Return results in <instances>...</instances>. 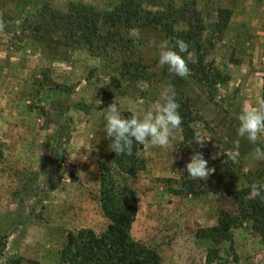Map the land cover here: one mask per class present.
Segmentation results:
<instances>
[{
  "label": "rangeland",
  "instance_id": "obj_1",
  "mask_svg": "<svg viewBox=\"0 0 264 264\" xmlns=\"http://www.w3.org/2000/svg\"><path fill=\"white\" fill-rule=\"evenodd\" d=\"M70 2L104 9L112 0H0V233L7 235L0 264L13 255L20 264H60L69 231L106 228L96 199L100 165L111 163L104 108L117 99L121 115L142 117L160 102L163 83L187 96L213 131L195 120L193 128L207 140H193L189 152L180 127L165 147L143 144L138 155L144 168L127 177L137 198L131 235L156 249L162 264H264V241L249 220L220 243L197 237L198 229L216 224L219 206L231 208L222 205L223 197L249 181L264 184V162L249 158L255 146L264 148V134L253 145L236 131L237 114L255 105L264 73V39L250 28L255 17L264 19V0H195L212 41L205 64L220 74L214 87L162 67L158 44L165 38L151 25L123 31L120 53H108L147 65L151 83L137 79L132 85L87 50L52 61L34 28H44L50 10ZM219 9L231 12L220 35L213 29ZM241 61L248 67L238 69ZM196 152L208 161L207 179L188 176L186 164ZM237 248L246 254L238 256Z\"/></svg>",
  "mask_w": 264,
  "mask_h": 264
},
{
  "label": "trees",
  "instance_id": "obj_2",
  "mask_svg": "<svg viewBox=\"0 0 264 264\" xmlns=\"http://www.w3.org/2000/svg\"><path fill=\"white\" fill-rule=\"evenodd\" d=\"M230 14L228 9L218 10L213 28L215 33L220 35L223 32ZM145 25L159 27L170 45L176 39L185 41L188 51L182 56L189 73L208 87L216 85V78L220 74L208 68L204 60L207 47L212 45V41L205 35L209 28L195 0H112L104 9L70 2L63 10L51 9L45 27L34 29L39 31L40 34H35L36 39L46 44L52 61L63 62L69 60L74 52L87 50L89 56L103 58V66L111 69L112 74H117L133 85L137 79L150 83L154 80L153 73L147 70L148 66L128 56L121 59L119 55L117 57L108 53H120L124 42L123 31ZM163 86L174 92L179 104L182 144L189 152V144L194 140L193 134L196 131L192 123L200 119L209 132L213 128L187 96L168 83H163ZM261 92V97H264V75ZM131 116L128 112L122 114L124 118ZM110 140L112 142V138ZM142 148L143 145L134 142L130 155H117L112 150L110 165H100L96 199L108 220L106 228L101 232L91 228L69 231L60 249V264H162L156 249L131 235L137 198L127 177L143 170L145 164L138 155ZM249 183L252 185L254 182ZM251 185L235 189L223 197L220 200L222 205L228 204L231 208L219 206L216 224L198 229L197 237L220 243L229 240L231 230L243 220H249L252 231L264 241V199L250 195ZM6 246L7 235L0 233V258ZM20 262L19 256L13 255L6 264Z\"/></svg>",
  "mask_w": 264,
  "mask_h": 264
},
{
  "label": "clouds",
  "instance_id": "obj_3",
  "mask_svg": "<svg viewBox=\"0 0 264 264\" xmlns=\"http://www.w3.org/2000/svg\"><path fill=\"white\" fill-rule=\"evenodd\" d=\"M188 51V44L176 39L170 45L168 40H162L158 44V63L163 67L167 66L170 73L181 78L189 75V68L182 54ZM160 102L155 105L154 110H149L142 117L135 115L124 118L121 115L119 101L115 99L104 108V133L112 138L111 150L117 155L132 152L133 143L150 146L165 147L170 142L174 129L182 123L178 111L179 104L171 89H165L160 95ZM239 126L237 135L246 139L250 144L256 145L260 135L264 134V97H257L254 106L244 105L237 114ZM194 140L203 145L207 138L201 131L196 130L193 134ZM239 141L236 142L238 144ZM249 158L256 162H264V148L255 146ZM208 161L199 152L194 153L186 164L188 176L193 179H207L210 168ZM253 197L264 199V184L253 183L251 185Z\"/></svg>",
  "mask_w": 264,
  "mask_h": 264
},
{
  "label": "crops",
  "instance_id": "obj_4",
  "mask_svg": "<svg viewBox=\"0 0 264 264\" xmlns=\"http://www.w3.org/2000/svg\"><path fill=\"white\" fill-rule=\"evenodd\" d=\"M256 16V15H255ZM251 30L253 31H256L257 32V34H256V37H257V39L259 40V39H264V19L263 20H259V17H255V19H253L252 21H251ZM259 65H260V63L259 62H257ZM236 67H238V69H242V68H246V67H248V62H243V61H241L240 63H239V65H236ZM261 69L263 70V72H264V64H262L261 65ZM262 75L260 76V78H259V87L257 88V95H258V97H261V95H262V92H261V88H262V76H263V74L264 73H261ZM244 75V74H243ZM240 77H241V74H240ZM237 79H239V78H237ZM243 151V150H242ZM137 213V212H136ZM136 217V216H135ZM236 253H237V255L238 256H243V255H245L246 254V252H245V250H243V248H237L236 249ZM249 253H251V254H254V253H256V251H254V250H248L247 251V254H249ZM240 259H241V257H240ZM241 261V260H240ZM236 264V263H235ZM240 264H242L241 262H240Z\"/></svg>",
  "mask_w": 264,
  "mask_h": 264
}]
</instances>
